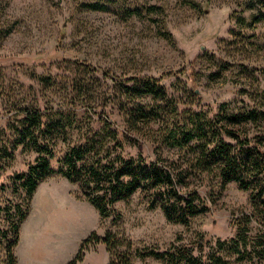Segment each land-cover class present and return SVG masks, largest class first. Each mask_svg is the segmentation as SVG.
Masks as SVG:
<instances>
[{"label": "rangeland", "instance_id": "rangeland-1", "mask_svg": "<svg viewBox=\"0 0 264 264\" xmlns=\"http://www.w3.org/2000/svg\"><path fill=\"white\" fill-rule=\"evenodd\" d=\"M247 1L0 0V264H8V246L14 241V207L26 209L25 194L12 174L25 171L36 155L22 146L12 151L7 139L8 128L23 118L24 109L45 115L75 112L80 122L86 116L99 120L97 129L107 121L142 142L144 155L181 159L177 150L152 143L146 125L130 130L125 108L163 106L161 118L151 124L156 130L171 120L170 106L211 115L224 103L237 112L254 102V93L264 91V23L252 22L258 9L242 11ZM90 2L108 10L86 8ZM129 9L137 10L126 14ZM39 76L51 80L43 84ZM135 77L159 79L168 101L126 96L124 87ZM75 135L68 132L64 139L69 143ZM64 139L56 146L58 156L65 151ZM125 151L137 153L133 147ZM187 181L189 189L198 187L195 175ZM206 201L209 210L185 227L168 222L160 209H148L137 191L115 204L122 219L113 223L101 219L79 184L53 174L36 188L12 253L16 264H67L88 239L77 264H109L110 255L96 239L110 234L118 249L129 254L130 264H174L136 258L134 249H179L205 259L216 252L217 240L229 243L245 223L251 242L264 239L249 191L229 182L214 205L207 195ZM201 238L206 242L202 247ZM217 253L227 264H264L258 257L239 260L229 250Z\"/></svg>", "mask_w": 264, "mask_h": 264}, {"label": "trees", "instance_id": "trees-1", "mask_svg": "<svg viewBox=\"0 0 264 264\" xmlns=\"http://www.w3.org/2000/svg\"><path fill=\"white\" fill-rule=\"evenodd\" d=\"M84 5L91 10H108L100 2ZM241 8L242 11L258 9L252 22L264 23V0H248ZM135 10H126V14ZM236 19L244 21L242 17ZM160 36L166 38L167 35L160 33ZM38 80L45 84L51 79L39 76ZM129 80L131 84L124 87L126 96L151 95L160 101H168L167 92L159 79L135 77ZM254 96H257L254 102L237 112L230 111L225 103L211 115L202 110H179L170 106L171 120L156 130L151 124L161 118L163 106L135 104L125 108L126 126L134 132L146 125L151 142L159 149L177 150L181 159L174 161L162 158L160 154L155 159L144 155L142 142L107 121H100L101 126L97 129L95 123L98 124L99 120L86 116L80 122L75 112L45 115L24 109L23 118L8 128L7 139L12 151L22 146L36 155L25 171L12 174L13 182L25 194L26 209L23 210L20 205L14 207V241L8 246V264H16L12 248L17 241L19 227L27 217L31 198L38 185L53 174H60L69 182L79 184L86 200L98 211L102 220L111 218L113 223L120 222L122 214L115 204L128 201L138 191L147 202L148 209H160L168 222L185 227L190 225L192 218L209 210L206 195L214 205L227 184L234 182L240 190L250 192L251 203L258 209L264 224V91H257ZM238 125L244 128L242 133L235 130ZM68 132L76 134L69 143L64 139ZM106 138L109 141L104 144ZM63 139L66 140V148L58 156L56 146ZM129 147L137 150L135 156L125 151ZM10 155L13 157L12 153ZM192 175L197 177L198 187L189 189L187 180ZM212 176L215 177L214 183ZM239 227L229 243L217 240L216 252L209 253L205 259L179 249H134V256L167 260L174 264H227V260L217 252L229 250L239 260L264 259V239L253 243L248 236L247 224ZM96 240L110 255L109 264L131 263L129 254L118 249L120 244L112 235ZM200 242L201 247L206 244L202 238ZM87 243L88 239L67 264H77L82 260L80 252Z\"/></svg>", "mask_w": 264, "mask_h": 264}]
</instances>
